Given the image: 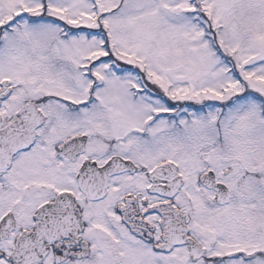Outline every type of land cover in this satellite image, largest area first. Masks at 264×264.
<instances>
[{"label": "snow or ice", "instance_id": "6c2138e0", "mask_svg": "<svg viewBox=\"0 0 264 264\" xmlns=\"http://www.w3.org/2000/svg\"><path fill=\"white\" fill-rule=\"evenodd\" d=\"M0 264H264V0H0Z\"/></svg>", "mask_w": 264, "mask_h": 264}]
</instances>
